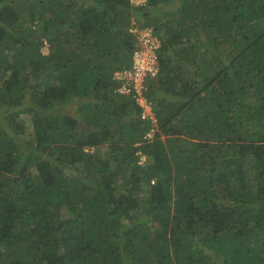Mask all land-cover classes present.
Returning <instances> with one entry per match:
<instances>
[{"label":"trees","instance_id":"16d2710c","mask_svg":"<svg viewBox=\"0 0 264 264\" xmlns=\"http://www.w3.org/2000/svg\"><path fill=\"white\" fill-rule=\"evenodd\" d=\"M173 1L0 0V264H264V0Z\"/></svg>","mask_w":264,"mask_h":264},{"label":"bare ground","instance_id":"6f19581e","mask_svg":"<svg viewBox=\"0 0 264 264\" xmlns=\"http://www.w3.org/2000/svg\"><path fill=\"white\" fill-rule=\"evenodd\" d=\"M147 1L148 0H146L145 3ZM132 30L134 32L135 29H132ZM143 31H145V32L140 33L138 36V40L140 43L138 44L137 48L132 53L133 59H134V65H133V69L131 71L132 76L127 77V79L133 83L132 87L135 88L138 93H140V89L142 87V83H143L145 77L147 75L154 76L158 71V68L156 66L155 50L159 46V40L157 37H155L151 34L150 29L149 30L143 29ZM136 33L138 34V29H136ZM143 34H147V36H149L150 42H148L146 44H144L142 42ZM152 59H154V60H152ZM138 64L141 65V73L136 76L135 74L138 73L136 71ZM118 90L120 92L126 93L130 89L126 85L123 84V85H121V87L118 88ZM137 101L140 103L141 107L143 108L142 109L143 110V112H142L143 118H147V119L151 120L152 111H151V107L149 106V104H147L144 99L143 100L140 99L139 96L137 97ZM154 121H155V125H156V119H154ZM152 136H153V133H151V132H148L146 134V138L152 137Z\"/></svg>","mask_w":264,"mask_h":264},{"label":"built area","instance_id":"2783aa9c","mask_svg":"<svg viewBox=\"0 0 264 264\" xmlns=\"http://www.w3.org/2000/svg\"><path fill=\"white\" fill-rule=\"evenodd\" d=\"M130 1L133 4H135L136 7L140 8V7H142L144 5L146 0H130ZM142 38H143L142 42L144 44L150 42V38H149V36H147V34H143ZM152 60H154V59H152ZM136 71L138 72V73L135 74L136 76L141 73V65L140 64H138V67H137ZM125 75H126V77H131L132 76V72L131 71H127V72H125Z\"/></svg>","mask_w":264,"mask_h":264},{"label":"rangeland","instance_id":"374dc122","mask_svg":"<svg viewBox=\"0 0 264 264\" xmlns=\"http://www.w3.org/2000/svg\"><path fill=\"white\" fill-rule=\"evenodd\" d=\"M174 2V4H177V2H178V0H174L173 1ZM170 5V4H169ZM174 6H176V5H174ZM136 31V29L134 30V32ZM145 31H143V30H138V36H139V34L140 33H144ZM41 50L44 52V53H47L48 51H49V44L48 43H46L42 48H41ZM23 118H24V123H25V125H26V127H27V131H29V132H31V128H32V123L30 122V120H29V116H22ZM27 137V135H25V138ZM27 139V138H26ZM102 155H103V153H101ZM138 156V155H137ZM140 157H143V156H140ZM144 217H146V216H144ZM144 217H142V220L144 219Z\"/></svg>","mask_w":264,"mask_h":264},{"label":"clouds","instance_id":"9594fccd","mask_svg":"<svg viewBox=\"0 0 264 264\" xmlns=\"http://www.w3.org/2000/svg\"><path fill=\"white\" fill-rule=\"evenodd\" d=\"M146 93H147V91H145V88H143V89L140 91V93H139V97H140V99H142V100H143V99H148ZM155 118H156V116H155V112L153 111L152 116H151V120L149 121V123L151 124V128H150V131H149V132H151V133H153V132H155V131L157 130V126L155 125V121H154ZM153 134H154V133H153ZM143 158H144V157H139V158H138V159H139V161H138L139 164L142 163ZM141 160H142V161H141Z\"/></svg>","mask_w":264,"mask_h":264}]
</instances>
